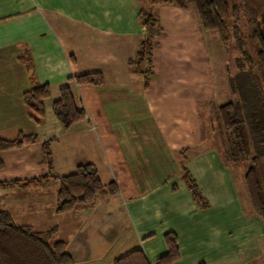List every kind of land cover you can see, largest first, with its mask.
Wrapping results in <instances>:
<instances>
[{
  "label": "crops",
  "instance_id": "obj_1",
  "mask_svg": "<svg viewBox=\"0 0 264 264\" xmlns=\"http://www.w3.org/2000/svg\"><path fill=\"white\" fill-rule=\"evenodd\" d=\"M138 13L136 0H0V137L37 136L0 149V209L36 232L57 227L53 241L67 243L71 264H115L136 249L154 262L168 252V232L180 249L171 264H248L256 242V259L264 255V228L224 160L226 73L208 31L191 7L157 6L161 31L137 71L148 33ZM94 72L101 83L75 78ZM35 83L50 86L43 116L24 103ZM64 86L85 109L69 128L53 109ZM80 163L117 193L58 213V178Z\"/></svg>",
  "mask_w": 264,
  "mask_h": 264
},
{
  "label": "trees",
  "instance_id": "obj_2",
  "mask_svg": "<svg viewBox=\"0 0 264 264\" xmlns=\"http://www.w3.org/2000/svg\"><path fill=\"white\" fill-rule=\"evenodd\" d=\"M138 16L147 27V36L133 60L136 70L151 54L155 37L160 33L157 6L174 3L180 7H191L198 14L200 24L206 31H215L223 44L231 39L240 52L237 59L240 72L247 74L248 93L239 102L227 101L220 105L218 114L225 131H229L227 156L237 161L250 157L251 164L245 174V187L249 204L264 223V0H136ZM246 19L250 34L245 36L241 21ZM249 37V38H248ZM257 63L262 79L253 73ZM246 65L249 68H246ZM79 84L102 82L99 72L75 77ZM50 96L49 84L35 83L24 93V103L40 116L45 114L43 100ZM54 113L69 128L84 118L85 109L78 106L69 86L61 88L60 97L54 102ZM246 109V116L243 111ZM37 139L35 134L20 132L14 140L0 137V149L21 146ZM46 154H48L46 152ZM48 157V156H47ZM3 162L0 159V167ZM186 181L194 198L204 203L202 192L195 179L186 172ZM58 213L72 211L80 203L93 202L98 196L117 193L110 184L105 190L97 168L92 163H80L77 169L58 178ZM58 228L36 232L29 225H18L9 211L0 209V264H71L73 259L63 240L53 241ZM168 252L150 262L142 249H136L116 260L115 264H171L180 257L178 235L165 234Z\"/></svg>",
  "mask_w": 264,
  "mask_h": 264
},
{
  "label": "rangeland",
  "instance_id": "obj_3",
  "mask_svg": "<svg viewBox=\"0 0 264 264\" xmlns=\"http://www.w3.org/2000/svg\"><path fill=\"white\" fill-rule=\"evenodd\" d=\"M139 7V5H138ZM140 8V7H139ZM242 31L245 36H249L250 34V28L246 22V19H243L241 21ZM208 37L210 38V45L211 49L213 51V57L215 62H218L216 67L223 68V72L226 73V89L224 91H221L223 94L224 101H237L239 102L243 97H245L248 93V82H247V74L240 72V66L238 65L237 59L240 57V52L236 48V43L233 39L228 44H223L219 38L218 34L215 31H208L207 33ZM249 38V37H248ZM221 53L223 55H221ZM246 68H249L248 65H246ZM253 73L259 77V79H262V73L260 71V68L258 67V64L255 63L252 67ZM224 104V103H223ZM219 108V107H218ZM218 108H217V124L220 126L217 131L222 136L221 139L219 138L220 142L222 143V146L226 147L225 150L229 149V143L227 141L230 133L229 131H225L222 121L220 120L219 114H218ZM246 109L243 111V117L246 116ZM227 158V159H226ZM224 160L228 163V165H231L232 173L234 177V188L235 190L241 195V198L245 201L244 198H247L248 204L249 199L246 195V187H245V174L251 164L250 157L247 158H241L237 161L231 160L228 158V156L225 155ZM243 183V185L241 184ZM249 210H251V206L249 204ZM248 213V212H246ZM245 213V214H246ZM260 219V218H259ZM260 225L264 228V223L261 220ZM264 238V234H263ZM253 252L248 257V264L250 261L252 264H264V255L262 254L260 258L256 259V257L261 253L259 249V242H256L253 247ZM264 251V250H263Z\"/></svg>",
  "mask_w": 264,
  "mask_h": 264
}]
</instances>
